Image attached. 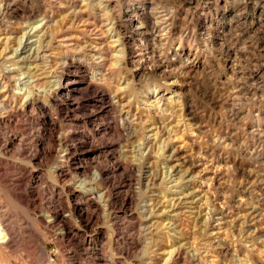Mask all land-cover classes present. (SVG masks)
Wrapping results in <instances>:
<instances>
[{
    "label": "rangeland",
    "instance_id": "374dc122",
    "mask_svg": "<svg viewBox=\"0 0 264 264\" xmlns=\"http://www.w3.org/2000/svg\"><path fill=\"white\" fill-rule=\"evenodd\" d=\"M0 61V264H264V0H0Z\"/></svg>",
    "mask_w": 264,
    "mask_h": 264
},
{
    "label": "bare ground",
    "instance_id": "6f19581e",
    "mask_svg": "<svg viewBox=\"0 0 264 264\" xmlns=\"http://www.w3.org/2000/svg\"><path fill=\"white\" fill-rule=\"evenodd\" d=\"M8 8H10V5H9V7ZM10 10V9H9ZM8 10V11H9ZM5 11V10H4ZM3 11V12H4ZM6 14V13H5ZM98 24V23H97ZM152 26V25H151ZM88 30V29H87ZM101 32V31H100ZM8 37V36H7ZM7 37L5 38L6 40H7ZM48 37H46V39H47ZM65 39V38H64ZM4 40V39H3ZM8 41V40H7ZM6 42V41H5ZM27 44H29V43H27ZM26 44V45H27ZM32 44V43H31ZM45 44V43H44ZM23 45H25L24 43H23ZM22 45V46H23ZM44 46V45H43ZM106 46V45H105ZM97 47V46H96ZM98 48V47H97ZM28 49V48H27ZM41 48H39V50H40ZM104 49V48H103ZM3 50V49H2ZM21 50H22V48H21ZM47 50V49H46ZM95 50V49H94ZM108 50V49H107ZM106 50V51H107ZM29 51V50H28ZM38 52V51H37ZM48 52V51H47ZM94 52V51H93ZM99 52H101V51H99ZM7 53V52H6ZM37 54V53H36ZM39 54V53H38ZM9 55V54H8ZM6 56H5V54H4V58H5ZM27 57H29V56H27ZM6 58H8V57H6ZM38 58H39V56H38ZM41 58V57H40ZM3 59V58H2ZM8 59H10V58H8ZM25 59V58H24ZM42 59V58H41ZM36 60H38V59H36ZM6 61H7V59H6ZM1 62V61H0ZM100 64V63H99ZM12 73V72H11ZM9 74V73H8ZM11 75V74H10ZM4 76H5V74H4ZM3 76V77H4ZM8 80H10V79H8ZM4 81V80H3ZM2 82H0V84H1ZM6 83V82H5ZM10 83V82H9ZM8 84V83H7ZM1 86V85H0ZM9 86V85H8ZM7 87V86H6ZM1 88V87H0ZM3 88V87H2ZM3 95H5V98H8V93H11V92H9L8 90H7V88L6 89H4L2 92H1ZM118 95V94H117ZM12 98V97H11ZM6 103V102H5ZM1 104V103H0ZM4 105V104H3ZM8 105V104H7ZM1 106H2V104H1ZM122 106H124V105H122ZM125 107V106H124ZM123 107V108H124ZM127 110V109H126ZM123 111V110H122ZM121 111V112H122ZM129 111V110H128ZM142 119V118H141ZM125 121H126V119H124ZM123 120V121H124ZM140 121V120H139ZM127 122V121H126ZM142 123V122H141ZM127 124H128V122H127ZM130 124V123H129ZM139 124V123H138ZM126 126V125H125ZM129 126V125H128ZM129 129V128H128ZM150 144V143H149ZM190 196V195H189ZM188 197V196H187ZM188 199V198H187ZM180 201H183V200H180ZM178 202V201H177ZM175 204V203H174ZM183 204H184V202H183ZM182 204V205H183ZM193 204V203H192ZM179 206V205H178ZM182 207V206H181ZM209 219V218H208ZM6 224V223H5ZM4 225V221H2V226ZM8 226V225H7ZM5 227V226H4ZM9 229V228H8ZM3 236V237H2ZM2 237V238H1ZM0 239H2V241H0V250L4 247V246H9L11 243H13L14 241H13V238H12V235H11V232H9V231H7V230H3L2 228H1V226H0ZM2 243H4L3 245H2ZM12 248V247H11ZM7 249V248H6ZM5 250V249H4ZM174 250V249H173ZM2 251V250H1ZM5 251H7V250H5ZM4 251V252H5ZM11 251V250H10ZM176 252H177V249H176ZM3 253V252H2ZM7 253V252H6ZM9 253V252H8ZM7 253V254H8ZM170 254V258L172 257V255L173 254H175V253H172V251L171 252H169ZM1 256V255H0ZM174 256V255H173ZM167 257H168V255H167ZM0 258H2V257H0ZM11 258V257H10ZM174 258V257H173ZM3 259V258H2ZM1 259V260H2Z\"/></svg>",
    "mask_w": 264,
    "mask_h": 264
}]
</instances>
